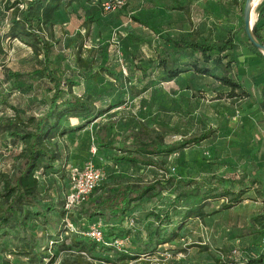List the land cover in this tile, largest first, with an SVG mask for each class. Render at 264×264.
Here are the masks:
<instances>
[{
	"label": "trees",
	"instance_id": "1",
	"mask_svg": "<svg viewBox=\"0 0 264 264\" xmlns=\"http://www.w3.org/2000/svg\"><path fill=\"white\" fill-rule=\"evenodd\" d=\"M103 1L109 0H0V59L5 56L3 43L18 41L30 48L34 63L29 72L5 71V79L0 81V86H6L9 95L18 93L28 100L24 108H15L1 100L0 93V114L3 115L0 118V264H9L4 257L16 254L12 253V248L25 257V264H43V259L49 257L44 256L41 247L34 250L43 241L42 250L55 248L61 254L58 264H150L149 260L142 261V258L153 256L160 246L175 240L176 232L181 230V222L175 225L167 212L150 213L152 221L146 226H138L136 220L132 228L123 231L119 224L130 217L142 201L169 190L172 182H178L176 184L182 188L194 184L176 181L173 177L144 184L132 176L143 168L166 172L168 157L183 150L185 145L204 140L208 133L184 142L166 144L165 134L145 123L128 129L123 121L110 116L124 103L106 96L107 92L115 91L112 86H107L108 91H93V94L82 96L73 91L78 87L75 79L79 77L81 84L85 80L95 81L103 73L116 80L118 76L111 68L95 65L90 58H82L81 44L73 55L74 67L52 58L55 46L59 45L54 28L62 11L73 6L80 9L81 26L88 33L98 20ZM177 8L188 15L187 9ZM255 12L257 20L252 32L257 42L264 45L257 26L264 16V0H259ZM237 34L238 31H226L224 36L210 42L168 41L170 51H163L154 64V67L161 68L160 80L172 81L186 72L178 67V63L187 51H192L199 55L190 65L193 73L211 77L227 87V98H246L247 93L231 74L239 41ZM77 39H81L79 34ZM246 48L264 63V57L251 44L247 43ZM140 70L144 77L151 75V72ZM144 90L146 88L142 87L138 93ZM9 109L12 111L7 115ZM91 124H94L91 132L96 148L113 166L124 171L118 173L115 180L102 181L95 188L81 204L76 220L63 209L68 153L58 147L57 141L79 133ZM51 177L54 184L49 188L47 183ZM219 182L224 185L220 192L218 188L202 192L199 185H194V189H182L177 193V200L182 198L189 203L181 220L202 219L206 216L203 205L211 198L222 200V210L241 203L246 192L244 180ZM65 220L75 227L76 234L65 230ZM77 222H80L79 226ZM97 222L102 224L103 230L104 226L109 228L108 233L104 231L106 241L128 237L127 246L116 251L81 235ZM50 243L51 247H48ZM248 262L264 264V251L254 250Z\"/></svg>",
	"mask_w": 264,
	"mask_h": 264
},
{
	"label": "rangeland",
	"instance_id": "2",
	"mask_svg": "<svg viewBox=\"0 0 264 264\" xmlns=\"http://www.w3.org/2000/svg\"><path fill=\"white\" fill-rule=\"evenodd\" d=\"M206 1L124 0L125 4L120 9L111 12L100 10L97 22L91 25L88 33H85L81 26V10L73 6L70 10L62 11L54 28L55 35L59 39V45L55 46L53 50L52 58L54 61H61L63 65L74 67L73 55L76 48L81 44L80 53L82 58H90L95 62V65L111 68L117 74L116 80L104 73L100 74L95 81L85 80L81 90H83V94H93V91H108L109 88L107 86H112L115 91L107 92L106 96L108 98L117 100L121 99L122 95H125L121 111H115L114 114H110L113 119H119L118 121L125 120L122 122L124 125H127L131 119H141L149 127L163 132L165 136L178 134L179 139L174 140L171 138V141L177 143L197 136L195 132L199 129L208 128L210 130L211 127L217 126L219 123L225 125L226 128L233 129L234 133H238V129L244 127V116H249L247 131L252 133L255 138V143L252 142L251 144L250 142V144L252 147L258 148V155L254 162L263 171L262 176L255 172V166L253 161H250L249 157L251 156L249 154H244L243 157L239 158L238 162L237 157L230 158L228 152L222 151L223 145H236V142L233 141L238 136L237 134L236 136L232 134L231 130L221 132L217 136L218 139L212 142L213 144L209 143V145L200 147H195L194 144L185 145V148L178 153L174 160L168 162L169 166L165 167L166 172L160 169L143 168L132 176L135 180H142L144 184L156 179L165 180L171 177L176 181L194 183L191 184L192 187L190 186V188H182L181 185L176 184L178 182H172L173 186L169 190L155 198L142 201L130 216L134 221H138V226L140 227L146 226L152 221V217L149 214L154 212H167L173 218L175 225L181 222V230L176 232L177 237L175 240L160 246L158 252L150 258H142V261L144 259H146L145 261L149 260L150 264H248L247 255L251 256L254 251V249L253 251L251 249L253 248L252 245L256 246L258 244L256 238L259 231L251 225L248 218L250 210L258 206L257 203L259 202L256 199L263 197V97L253 94L247 104L237 102V100L230 102L222 100L210 103L209 96L200 97L198 101H190L188 104L176 98L171 99L168 95L163 96L161 102L160 100L155 102L152 97L150 98L151 101L150 99H141L138 102H136L137 100L134 101L133 98L142 87L154 93L152 94L154 98L156 94H159V92L156 93V91H159V86H156L155 82L144 77L143 73L140 72V69L144 67V61H146L145 51H147L146 46L149 41L156 43L157 47H162V45L167 43L168 38L171 39L174 36L188 37L191 35V30L195 31V29L198 35H205L211 29V31H214L216 38L224 36L226 31L234 30L238 31L240 42L236 44V47L240 51L236 54L237 60L232 64L233 68H237L239 64L251 66L250 61L247 59L248 53L243 49V45L245 46L248 43L247 37L242 30V9L245 0H231L221 3L213 2V0ZM103 2L105 5L106 1ZM177 7H183V9L188 11L192 9L193 21L189 19L184 11L178 10ZM255 9L254 21L256 22L257 14ZM259 25L262 29L261 36L264 38V18L257 23V26ZM194 26L195 29H193ZM77 34L80 35L81 39H77ZM3 49L5 56L0 59V81L5 79L3 76L5 71L29 72L31 70L34 63L30 48L18 41H7L3 43ZM238 58H240V63H238ZM252 69H257V72H253V75L248 79L246 74H244L238 80L242 83L246 82V87L253 91L256 86H251L253 84L251 80L256 78L259 80L261 73L255 66L250 70ZM75 81L78 85L81 84L80 77L76 78ZM135 81H142L145 84L141 87L135 85ZM260 83L262 82L258 84ZM176 87L178 90L182 86L177 85ZM200 88L203 89L205 87L201 86ZM212 88L216 95L223 94V88L219 86ZM0 93L2 95L1 100L7 101L9 105H13L15 108L19 106L24 108L23 106L27 104L28 100L24 96L18 93L9 95L4 85L0 86ZM76 93L79 92L76 91ZM166 101H172L168 111L165 110L167 107L160 106ZM142 103H144L143 107L140 108ZM154 109L162 113L158 112L155 115H151L155 111ZM10 111L12 110L9 109L7 111V115L11 114ZM2 117L3 115L0 114L1 119ZM229 139L234 140L230 141ZM58 147L62 151H69L67 154L68 164L74 168H81L87 162L97 166L103 172V181L115 180L117 174L124 171L121 167L113 166L107 160V156L96 148L92 140V132L87 130L71 135L70 140L61 142ZM226 156L231 159L229 163L225 162ZM165 161L167 163L168 159ZM244 162L248 164L243 169L244 164L242 163ZM171 166H174V172L170 171ZM251 173L253 179H261V183L256 186L255 193L245 195L244 201L247 200L246 203L240 204L236 208L222 210V200L211 198L203 205V212L206 216L202 219L181 220L185 212V206L189 204L182 198L176 199L177 193L179 194L180 191H183L182 189L186 191L194 189V185H199L202 192L212 188H218L220 192L224 185L219 181H240L243 178L242 176H247L252 181ZM66 177L67 175L64 176L66 182L63 184V189L65 188V190L68 184ZM52 179L54 178L51 177L47 183L49 188L54 184ZM56 185L60 186L61 184L56 183ZM65 194L66 191L63 195ZM63 195L60 193V196ZM80 207L81 205L70 212L76 220H78L76 214ZM130 217L125 218L119 224L121 230L126 231L128 229L127 220ZM79 225L80 222H77V226ZM108 229L104 226L105 233H108ZM43 246L44 241L34 249L37 251L41 247V252L44 256L49 257L43 259L42 263L50 264L51 262V264H58L61 254L57 249L42 250ZM48 247H51V245L48 244ZM12 249V253L16 254H7L4 257L9 261V264H25L23 262L26 261L25 257L19 254L15 248ZM144 263L142 262V264ZM128 264L138 263L131 262Z\"/></svg>",
	"mask_w": 264,
	"mask_h": 264
},
{
	"label": "crops",
	"instance_id": "3",
	"mask_svg": "<svg viewBox=\"0 0 264 264\" xmlns=\"http://www.w3.org/2000/svg\"><path fill=\"white\" fill-rule=\"evenodd\" d=\"M207 1H209V0H207ZM229 1H231V0H213V2H219V3H221V2H229ZM197 2H199V0H197ZM191 12H192V9L191 10L189 9L188 17H189V19L191 21H193ZM263 18H264V16L258 22L262 21ZM258 27L260 29V36H261V30L262 29H261L260 25ZM193 29H195V26L193 27ZM195 31H196V29H195ZM195 31L191 30V32H190L191 35L188 36V37H180V36L175 37L174 36L171 39L168 38L167 39V43L162 45V47H157V44L154 43L153 41H149L147 46L145 45L147 51H145L146 61H144L143 69L146 72H148V73L151 72V75L149 77H147V78H149L151 81L155 82L156 86H159V91H156V93L159 92V94H156V97L154 98L152 96V94H154V93L149 92V89H146L143 92L136 94L133 97L134 101L137 100L136 102H138V101H141V99L142 100H149L152 97L155 102H158L159 100L161 102L162 101L161 99H163V96H167L168 95V96L171 97V99L176 98L178 100L185 101L186 104H188V102H190V101H192V102L193 101H198L200 99V97L202 98L203 96H209V99L211 101L210 103L217 102V101H222V100H225L227 102L237 100V102H240V103H243V104H247L250 96L253 95V94H255L256 96L260 95V97L262 96L263 97V101H264V96H263L264 72H262V70H264V63L258 57H256L255 55L251 54L247 50L246 45L245 46L243 45V49L246 50L247 53H248V58L247 59L250 61V65L251 66H248V65L245 66V65H240L239 64L237 66V68H233V66H232V70H231V74L234 75L235 81L238 82L240 84V86L242 87V89L247 93V97L246 98L245 97L244 98H242V97H240V98L239 97L227 98V94L229 93V89L227 87L221 85L218 81H216L215 79H213L211 77L200 76V75H197V74L193 73L192 70H190L191 69L190 65L194 64L195 58L198 59L199 55L197 53L192 52V51H187V54L184 57L180 58L179 63H178V67L186 70V72L180 74L177 78H175L172 81L162 82L160 80V77L162 76L161 75L162 74L161 68L159 69V68L154 67V64L157 63V58L161 57V54H162L163 51H166V52L170 51L171 47H170V43L168 41L183 39L185 41H192V42H199V41H202V40H206L207 42H210V41H215V39H216V37H215L216 35L214 34V31H211V29L209 31H207L205 35H203V34L202 35H198V33L195 32ZM237 36H238V34H237ZM261 38L264 41V38L262 36H261ZM239 42H240V39H239L238 43ZM239 51L240 50H238L237 47H236V49H235V60H237L236 54ZM242 57L244 58V56H242ZM240 62H241L240 58H238V63H240ZM253 66L258 68V70H260L261 74L259 76V78H260L259 80H258V78H256L255 80H251V82L253 83L251 86H256L255 89L252 91V90H250V89H248L246 87L247 86L246 82H243V83L239 82L238 78L241 79L244 76V74H246L247 79L249 77H251L253 75V72L254 73L257 72V69L256 70H254V69L250 70ZM259 82H262V83L258 84ZM134 83H135V85H139L141 87H142V85L145 84V82H142V81H135ZM177 85H180L182 87L177 90V87H176ZM78 86L79 87H76V88L73 89L74 94H76L77 96H82V94H83V90H81L82 84H80ZM201 86L205 87V88L201 89L200 88ZM215 86H219V87L224 89L222 95H216V93L213 91V88H212V87H215ZM76 91H78L81 95L79 93H76ZM168 92H170V93H168ZM196 92H198V93H196ZM149 93H151V94H149ZM236 94H237V92H236ZM120 100L125 101V95H122V98ZM150 101H151V99H150ZM171 102L172 101H166L165 103H162L160 106L167 107L165 110L168 111V108H170V106L172 104ZM121 107L122 106H120V108L116 109L115 111H121ZM155 108H156V106H155ZM154 110H155L154 112L151 111L152 112L151 115H155L158 112L160 113V111H158L157 109H154ZM243 120H244L243 121L244 127L243 128H239L238 129V133H234L233 129L226 128L225 125H221V123H219L217 126L211 127L210 130L208 128L197 130V132H195L197 134V136H201L202 134L208 133V137L205 138L204 140L198 142L197 144H194V146L195 147H197V146L200 147V146L209 145V143L213 144L212 142H214V141H216L218 139L217 136H219L221 132L223 133V132H226L224 130H227V131L231 130L233 132L232 134H235V136L237 134L238 138H236V140H234V139H229V140L230 141L234 140L233 142H236V145H230V144L226 145V146L223 145L222 151L223 152H228L230 158L237 157L238 158L237 159L238 162H239V158L243 157L244 154H246V155L249 154L251 156V157H249V159H250L251 162L253 161V164L255 166V172L256 173L258 172V174L260 176H262L263 175V171L260 169V167L257 165V163L254 162V160L256 159V156L258 155V148L257 147H252L251 144H252V142L255 143V140H254L255 138L253 137L252 133L247 131L248 130V126L247 125H248L249 120H250L249 116H244ZM122 121H124V120H122ZM141 122L144 123L143 120H141V119H131V121L128 122L127 125H125V127H127L128 129L136 128L139 125V123H141ZM72 124H75L74 120H72ZM93 125L94 124H91V125L87 126L84 129L87 130L88 132H91V130H92L91 128H92ZM234 130H236V129H234ZM177 135L178 134H175V135H169L168 134V135H166L165 138H164V142L166 144H173L174 142L171 141V138L174 139V140H177V139L180 138ZM190 135H192V133H190ZM62 139H58V141H57L58 145L61 142H64V141L66 142L67 140H70L71 136H68V137L66 136V137H64ZM250 142H251V144H250ZM214 146H215V144H214ZM259 151H260V149H259ZM179 152H177V153H175L172 156L167 158L168 161L166 163V166H169L168 162L171 161V160H174V158L178 155ZM67 153H69L68 150H67ZM245 157H247V156H245ZM230 158H228L226 156L225 162L227 161L229 163V161L231 160ZM242 164H244V167H243V169H244L245 167H247L246 165L248 163L244 162ZM171 165H173V164L171 163ZM173 168H174V166H173ZM174 170H175V168H174ZM242 177L244 178V179L242 178L244 180V182L246 184H248L249 186L248 185H247L248 187L246 186V192H245V194L242 197L241 203H239L237 206H235L233 208L238 207L240 204L242 205L243 203H246L247 200L244 201V197L246 198L245 195L249 194V193H255L254 190L257 188L256 186L261 183L260 182L261 179H257V180L255 178L253 179L252 173H251L250 177H252L253 184H250V182H252V181L249 179V177H247V176H242ZM226 179H227V177H226ZM228 180H229V178H228ZM68 186L69 185L67 184L66 193L68 192V188H69ZM262 196L263 197L261 199H258V200L256 199V201H258L260 204L257 203L258 206L253 208L252 210H250V212H249L250 215H249V218H248V220H250L249 222L251 223V225H253L254 228L259 231L258 235H257V238H256L258 244H256V246L252 245L253 248H251V249H252V251L254 249L255 251L257 250L259 252L260 251H264V213H263L264 187H263ZM230 209H232V208H230ZM247 257H248V260H249L250 255L249 256L247 255Z\"/></svg>",
	"mask_w": 264,
	"mask_h": 264
},
{
	"label": "built area",
	"instance_id": "4",
	"mask_svg": "<svg viewBox=\"0 0 264 264\" xmlns=\"http://www.w3.org/2000/svg\"><path fill=\"white\" fill-rule=\"evenodd\" d=\"M124 4V0H109L106 1L105 5L104 3L102 4V10L103 12L115 11L116 9L123 7ZM66 170L68 174L69 188L68 192L64 196L63 209L69 214L73 209L83 204L87 200L88 196L103 181V172L91 162L85 163L78 169L67 164ZM170 171L174 172V168L171 167ZM64 222L65 230L68 233H77V230L72 224L66 220ZM127 222L128 228H132L135 225L132 217H130ZM115 233L117 235V232ZM81 235L96 244L111 247L116 251H122L129 240L128 237H123L113 238L106 241L104 238L103 226L100 222L91 224L85 232L81 233ZM233 253H235V251H233Z\"/></svg>",
	"mask_w": 264,
	"mask_h": 264
},
{
	"label": "water",
	"instance_id": "5",
	"mask_svg": "<svg viewBox=\"0 0 264 264\" xmlns=\"http://www.w3.org/2000/svg\"><path fill=\"white\" fill-rule=\"evenodd\" d=\"M253 0H245L244 6L242 9V22H243V31L247 37L248 43L251 44L263 57H264V45L257 42L255 39L252 29L255 21L251 24V15L254 14L255 5H252ZM259 3V0L257 4Z\"/></svg>",
	"mask_w": 264,
	"mask_h": 264
},
{
	"label": "bare ground",
	"instance_id": "6",
	"mask_svg": "<svg viewBox=\"0 0 264 264\" xmlns=\"http://www.w3.org/2000/svg\"><path fill=\"white\" fill-rule=\"evenodd\" d=\"M257 2H258V0H253V1H252V5H253V6L255 5V8H256V6H257ZM254 19H255V18H254V14H252V15H251V24L253 23Z\"/></svg>",
	"mask_w": 264,
	"mask_h": 264
}]
</instances>
